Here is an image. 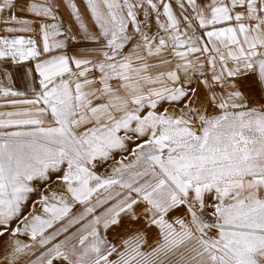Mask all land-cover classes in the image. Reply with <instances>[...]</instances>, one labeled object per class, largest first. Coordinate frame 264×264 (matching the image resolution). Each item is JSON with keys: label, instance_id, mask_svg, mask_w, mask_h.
<instances>
[{"label": "snow or ice", "instance_id": "obj_1", "mask_svg": "<svg viewBox=\"0 0 264 264\" xmlns=\"http://www.w3.org/2000/svg\"><path fill=\"white\" fill-rule=\"evenodd\" d=\"M0 264H264V0H0Z\"/></svg>", "mask_w": 264, "mask_h": 264}]
</instances>
